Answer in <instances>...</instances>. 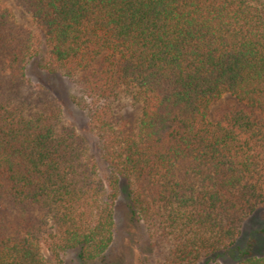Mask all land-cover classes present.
I'll use <instances>...</instances> for the list:
<instances>
[{"label":"trees","instance_id":"16d2710c","mask_svg":"<svg viewBox=\"0 0 264 264\" xmlns=\"http://www.w3.org/2000/svg\"><path fill=\"white\" fill-rule=\"evenodd\" d=\"M43 36L52 71L73 86L108 170L25 78L39 41L0 1V264L101 258L120 192L162 264H264L235 248L264 205V0H16ZM224 94L237 104L208 118ZM118 95L141 106L131 123Z\"/></svg>","mask_w":264,"mask_h":264},{"label":"rangeland","instance_id":"374dc122","mask_svg":"<svg viewBox=\"0 0 264 264\" xmlns=\"http://www.w3.org/2000/svg\"><path fill=\"white\" fill-rule=\"evenodd\" d=\"M10 15L11 22L17 27L30 31L39 41L37 55L28 59L25 66V78L32 87L50 92L59 102L62 109V120L86 144V160L94 167L97 177L105 181L108 175L102 153L98 148L97 137L90 130L86 111L72 101L74 86L59 73L52 71L47 62L43 36L37 28L30 13L16 0H0ZM237 101L229 94H224L209 107L208 118L213 121L222 107L234 106ZM115 114L134 123L140 116L141 106L131 98L118 95L112 102ZM114 237L109 250L98 259L82 261L77 250L51 252L46 247L42 255L47 264H162L166 252L153 243L150 233L140 219L134 218L128 208V200L124 192H120L114 208ZM252 241V255L260 256L264 252V205L259 207L243 223L241 234L235 243L240 251L246 249ZM236 254H224L213 261L218 264H235ZM202 264V263H201Z\"/></svg>","mask_w":264,"mask_h":264}]
</instances>
